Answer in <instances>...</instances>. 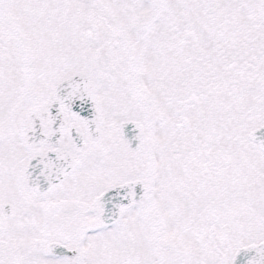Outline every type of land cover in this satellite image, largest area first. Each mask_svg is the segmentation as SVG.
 Returning <instances> with one entry per match:
<instances>
[{"label": "snow or ice", "instance_id": "1", "mask_svg": "<svg viewBox=\"0 0 264 264\" xmlns=\"http://www.w3.org/2000/svg\"><path fill=\"white\" fill-rule=\"evenodd\" d=\"M0 264H264V0H0Z\"/></svg>", "mask_w": 264, "mask_h": 264}]
</instances>
